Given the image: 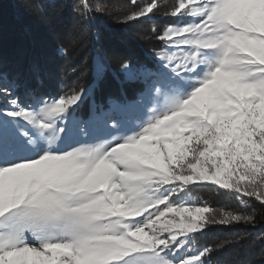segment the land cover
Segmentation results:
<instances>
[{
  "label": "snow or ice",
  "instance_id": "snow-or-ice-1",
  "mask_svg": "<svg viewBox=\"0 0 264 264\" xmlns=\"http://www.w3.org/2000/svg\"><path fill=\"white\" fill-rule=\"evenodd\" d=\"M128 3L124 23L175 21L151 29L149 63L121 62L139 99L82 117L86 89L42 93L0 65V264H209L223 245L197 235L254 217L194 189L264 206V0Z\"/></svg>",
  "mask_w": 264,
  "mask_h": 264
},
{
  "label": "trees",
  "instance_id": "trees-1",
  "mask_svg": "<svg viewBox=\"0 0 264 264\" xmlns=\"http://www.w3.org/2000/svg\"><path fill=\"white\" fill-rule=\"evenodd\" d=\"M103 5L85 20L75 11L79 0H0V65L22 85L42 93L59 95L70 89L84 88L87 94L78 109L88 117L124 100L132 101L141 93V84L121 69L127 60L140 68L150 62L151 53L161 42L151 29L158 30L174 20L165 18L160 8L152 20L124 23L134 11L128 0H92ZM143 2V0H141ZM162 5L174 0H160ZM104 65L102 78L97 65ZM193 196L214 209L243 212L254 223L209 227L197 235L198 245L216 247L209 264H264V206L254 199L245 208L232 196L214 187L194 189Z\"/></svg>",
  "mask_w": 264,
  "mask_h": 264
},
{
  "label": "rangeland",
  "instance_id": "rangeland-1",
  "mask_svg": "<svg viewBox=\"0 0 264 264\" xmlns=\"http://www.w3.org/2000/svg\"><path fill=\"white\" fill-rule=\"evenodd\" d=\"M116 1V0H115ZM126 76L127 77H129V75L128 74H126ZM140 95H141V93H139L138 94V96L136 97V99H139L140 98ZM109 109V108H108ZM108 109H98V111L97 112H95L94 111V107H93V105L92 104H89V115L91 116V117H93V118H95V117H97L98 116V114L101 112V111H106V110H108ZM88 115V116H89ZM200 188H203V187H200ZM194 197V196H193ZM194 199H196V197H194ZM197 200V199H196Z\"/></svg>",
  "mask_w": 264,
  "mask_h": 264
}]
</instances>
